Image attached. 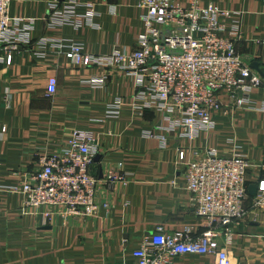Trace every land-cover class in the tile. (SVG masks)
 Segmentation results:
<instances>
[{"label": "crops", "instance_id": "crops-1", "mask_svg": "<svg viewBox=\"0 0 264 264\" xmlns=\"http://www.w3.org/2000/svg\"><path fill=\"white\" fill-rule=\"evenodd\" d=\"M170 1L186 5L185 0ZM139 2L11 0V43L17 51L10 66L0 62V264L132 263V253L156 228L202 232L203 221L188 206L179 150L188 160L212 149L222 157L241 156L250 165L248 186L264 178V0H200L231 12L226 31L237 26L236 51L262 86L252 89L249 108H236L222 95V110L193 140L164 114L144 108V88L133 76L98 65L83 67L65 57L72 44L94 57L136 49L143 28ZM54 4H74L80 24H52ZM52 77L56 92L47 98ZM101 77L103 85L90 83ZM115 101L122 107L112 116ZM74 131L96 139L98 159L90 175L99 181L101 207L95 218L54 215L43 224V208L23 209L20 196L8 190L37 168L38 156L61 152ZM111 172L124 182L108 184ZM253 199L248 195L247 214L227 247L232 264H264V209L255 210ZM219 241L224 244L223 238ZM175 262L214 264V259L183 255Z\"/></svg>", "mask_w": 264, "mask_h": 264}, {"label": "built area", "instance_id": "built-area-1", "mask_svg": "<svg viewBox=\"0 0 264 264\" xmlns=\"http://www.w3.org/2000/svg\"><path fill=\"white\" fill-rule=\"evenodd\" d=\"M185 2L182 6L170 0H140L143 28L137 36L136 49L123 48L94 57L72 44L65 57L83 67L98 65L133 76L144 88V108L164 114L173 128L183 130L184 138L193 140L211 127L212 114L222 110V95L236 108H249L252 89L262 84L236 51L237 26L226 31L231 12L213 3L202 5L200 0ZM10 3L11 0H0V62L7 66L17 51L11 43ZM88 7L92 14L91 5ZM49 16L55 25L80 24L75 21L74 4L63 8L54 4ZM90 83L101 86L104 80L93 78ZM56 85V78H49L47 98L55 94ZM121 107V102L115 101L110 114L117 116ZM148 137L155 136L150 133ZM161 141L164 144L165 138ZM96 153L95 137L89 132L74 131L61 152L38 156L37 168L8 191L20 196L23 209L43 208V224L54 215L95 218L101 207L96 200L99 181L90 175ZM177 159L188 206L203 221L204 230L199 233L183 228L166 233L156 228L132 253V263L117 264H176L175 260L183 255L211 256L214 264H232L227 247L236 235L233 230L247 214L248 161L241 156H219L214 149L192 160H188L186 151L179 150ZM105 181L115 184L124 179L118 172H111ZM253 200L255 210L264 209V178L258 180ZM221 238L223 245L219 243Z\"/></svg>", "mask_w": 264, "mask_h": 264}, {"label": "water", "instance_id": "water-1", "mask_svg": "<svg viewBox=\"0 0 264 264\" xmlns=\"http://www.w3.org/2000/svg\"><path fill=\"white\" fill-rule=\"evenodd\" d=\"M63 1V0H62ZM255 68V66H253ZM98 158L93 159V161H97ZM247 193L250 197L255 198L257 195V184L249 185L247 188Z\"/></svg>", "mask_w": 264, "mask_h": 264}]
</instances>
